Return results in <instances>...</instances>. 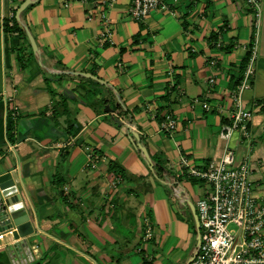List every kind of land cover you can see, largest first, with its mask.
<instances>
[{
  "label": "crops",
  "instance_id": "crops-1",
  "mask_svg": "<svg viewBox=\"0 0 264 264\" xmlns=\"http://www.w3.org/2000/svg\"><path fill=\"white\" fill-rule=\"evenodd\" d=\"M20 1L0 0V174L21 175L29 264H186L198 244L196 202L209 187L180 159L202 167L229 146L264 180V0L242 92L250 137L227 141L219 132L255 32L243 1L162 0L166 9L135 18L132 0H36L23 34L5 32L3 18ZM64 70L92 72L116 107L88 98L82 83H92ZM164 114L176 120L171 132L160 129ZM14 229L2 220L0 264L21 238Z\"/></svg>",
  "mask_w": 264,
  "mask_h": 264
},
{
  "label": "built area",
  "instance_id": "built-area-1",
  "mask_svg": "<svg viewBox=\"0 0 264 264\" xmlns=\"http://www.w3.org/2000/svg\"><path fill=\"white\" fill-rule=\"evenodd\" d=\"M241 1L250 8L255 32L247 48L249 57L240 82L231 92L233 107L219 132L226 141L234 133L245 139L250 137L248 120L251 113L244 105L242 92L249 87L253 74L261 7L260 0ZM166 8L162 0H132L129 13L142 18L152 10ZM109 37L110 30L105 26L100 39L107 41ZM209 81L214 80L209 78ZM203 107L208 108V105L203 103ZM159 126L171 132L176 127V120L170 114H164ZM180 166L189 176L205 181L209 187L196 202L199 241L186 264H264V180L255 182L248 163L235 162L229 146L225 147L220 158L210 160L202 167L191 165L186 157L180 159ZM3 208L4 201L0 200V210ZM150 234L147 226L145 236L148 238ZM18 240L22 239L12 240L5 247L9 264L32 263L36 257L34 250L24 241L16 245Z\"/></svg>",
  "mask_w": 264,
  "mask_h": 264
},
{
  "label": "water",
  "instance_id": "water-1",
  "mask_svg": "<svg viewBox=\"0 0 264 264\" xmlns=\"http://www.w3.org/2000/svg\"><path fill=\"white\" fill-rule=\"evenodd\" d=\"M31 44L35 47L32 39ZM22 183L21 175L17 177L11 171L0 174V196L3 198L5 206V208L0 210V225L2 224V220L9 216L15 227L13 232H16L17 235L21 237V241H24L23 237L33 232V226L29 220V210L25 206L20 193ZM3 235L4 234H0V240ZM21 241L18 240L15 244L19 245Z\"/></svg>",
  "mask_w": 264,
  "mask_h": 264
},
{
  "label": "trees",
  "instance_id": "trees-1",
  "mask_svg": "<svg viewBox=\"0 0 264 264\" xmlns=\"http://www.w3.org/2000/svg\"><path fill=\"white\" fill-rule=\"evenodd\" d=\"M34 1H36V0H32V1L21 0L19 2V4L15 8L12 9L11 15L9 17L3 18V30L5 32H9V33L16 32L18 34H23L24 27L22 25V16H23L24 12L32 5V3ZM16 49H18V48H16ZM248 57H249V52L247 51L245 56H244V58L241 61V64H240L241 76H242L243 69L246 66ZM17 59L19 61L21 59V57L18 56ZM63 72L65 74L76 75V76H78L80 78H84L85 80L90 81V83H92V84H88V83H84L83 82L82 83V87L85 89L87 97L92 99V100L93 99H97V97L100 96V94L97 92V90L95 88H93V87H96V85H102V86L105 87L107 85L104 81H102L98 77L94 76V74L92 72L89 73V74H87L86 72H75V71H67V70H64ZM240 79L241 78H239V80ZM239 80L237 81L235 86L240 82ZM105 103H106V100L102 99L101 100V104L105 105ZM258 104H260L261 109L264 110V99L258 100ZM124 111H126V110H124ZM9 125L7 127V130H8L9 127H13V122H10ZM71 127H72V125L70 124V126H69L70 129L69 130H71ZM11 138H12V136H11V134H9L8 135V139L10 141H11ZM133 142H135V139H134ZM138 149H141L144 152V154L146 155L149 163H151V159L148 156L146 150L141 148V147H139ZM152 162H153V160H152ZM152 166H153V170H155V168H157V163L156 164L153 163ZM158 169H162V166L158 165Z\"/></svg>",
  "mask_w": 264,
  "mask_h": 264
},
{
  "label": "rangeland",
  "instance_id": "rangeland-1",
  "mask_svg": "<svg viewBox=\"0 0 264 264\" xmlns=\"http://www.w3.org/2000/svg\"><path fill=\"white\" fill-rule=\"evenodd\" d=\"M96 87H97V92L100 95H103V97L106 99V103L103 106V108L105 106H108L109 108L116 107V99H115L114 93L110 89H108L102 85H96ZM100 104H101V101H100ZM130 254H131V256H135L137 261H141V256H142L141 253H138L136 250H134L133 252L131 251Z\"/></svg>",
  "mask_w": 264,
  "mask_h": 264
}]
</instances>
